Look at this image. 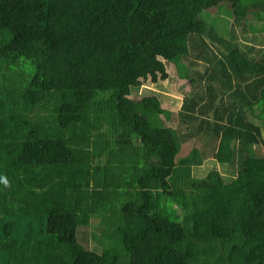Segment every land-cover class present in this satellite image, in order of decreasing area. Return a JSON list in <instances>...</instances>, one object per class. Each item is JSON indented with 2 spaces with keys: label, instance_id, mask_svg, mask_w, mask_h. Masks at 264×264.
<instances>
[{
  "label": "trees",
  "instance_id": "obj_1",
  "mask_svg": "<svg viewBox=\"0 0 264 264\" xmlns=\"http://www.w3.org/2000/svg\"><path fill=\"white\" fill-rule=\"evenodd\" d=\"M263 13L264 0H0V264H264ZM166 61L191 86L177 114L131 96L168 78ZM208 158L234 177H196ZM105 208L101 235L121 240L98 252L88 227Z\"/></svg>",
  "mask_w": 264,
  "mask_h": 264
},
{
  "label": "rangeland",
  "instance_id": "obj_2",
  "mask_svg": "<svg viewBox=\"0 0 264 264\" xmlns=\"http://www.w3.org/2000/svg\"><path fill=\"white\" fill-rule=\"evenodd\" d=\"M227 5L229 6V4ZM226 10L227 11L220 12L219 18L217 16L219 12L216 13L214 12L215 9H211L214 20H216V18L218 17V20L215 21L216 31L218 33L220 32V34H222L223 36L228 35L226 30H228V28H230L231 26V22H224L225 18L229 17V8H226ZM240 36H242V34L239 33V37ZM243 39L245 40V38ZM166 68L169 73L168 78L163 80L160 79L157 82H153L151 81V79L148 78L147 80L143 81L140 86L132 88L131 96L136 99H139L146 94H155L160 98L163 108H167L173 113L177 114L182 104V98L184 94L191 91V86L187 80L181 79L178 76L177 69L173 62L166 61ZM176 119L177 116H173V120ZM171 121L172 120L170 118L169 120H167V123L171 124ZM257 121L259 120L257 119ZM196 144L199 145V142L193 140L192 143L189 142L187 145H183L182 151L179 155L184 154L191 148V146ZM256 151L261 154V147L257 146ZM211 169L219 170L226 181H230L234 177V173L231 168L226 165L219 164V162H217L213 158H208L202 166L194 168V175L196 177L204 176ZM106 209L108 210V208H105L103 214H99L98 216L92 218V221L88 227V232L90 233V236H88V247L98 252L102 251L103 245L101 244H109L107 238L114 243H120L121 240L120 235L115 230L107 238L105 235H101V232L104 227L103 223L106 222L108 217V211ZM113 246L115 245L113 244Z\"/></svg>",
  "mask_w": 264,
  "mask_h": 264
},
{
  "label": "crops",
  "instance_id": "obj_3",
  "mask_svg": "<svg viewBox=\"0 0 264 264\" xmlns=\"http://www.w3.org/2000/svg\"><path fill=\"white\" fill-rule=\"evenodd\" d=\"M228 14H229V12H228ZM261 18H262L263 21H264V13L262 14V17H261ZM225 21H228L229 23H230V22L232 23V17L225 18L224 22H225ZM254 33H255V32H254ZM239 38H240L239 41H240V43L243 44V46H244L245 44H247V43L251 44L250 42H252V41H250V40H248V39H246V38H245V40H246V41H245V40L243 39L244 37L242 38V36H240Z\"/></svg>",
  "mask_w": 264,
  "mask_h": 264
},
{
  "label": "clouds",
  "instance_id": "obj_4",
  "mask_svg": "<svg viewBox=\"0 0 264 264\" xmlns=\"http://www.w3.org/2000/svg\"><path fill=\"white\" fill-rule=\"evenodd\" d=\"M4 183H5V184H7V181H6V180H4Z\"/></svg>",
  "mask_w": 264,
  "mask_h": 264
}]
</instances>
